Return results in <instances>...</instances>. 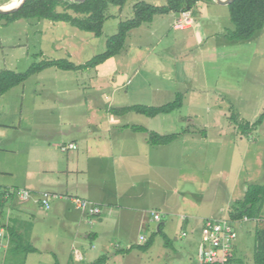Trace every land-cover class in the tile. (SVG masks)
I'll list each match as a JSON object with an SVG mask.
<instances>
[{
  "label": "rangeland",
  "instance_id": "rangeland-1",
  "mask_svg": "<svg viewBox=\"0 0 264 264\" xmlns=\"http://www.w3.org/2000/svg\"><path fill=\"white\" fill-rule=\"evenodd\" d=\"M137 1L168 4V0H127L121 8L111 5L100 36L63 21L21 18L6 23L1 19L0 70L23 72L48 59L86 63L105 51L119 22L132 17ZM12 3L0 0L3 6ZM183 13L192 20L190 30L174 29ZM233 28L227 4L198 0L190 10L157 14L151 22L131 29L119 54L94 68L70 71L48 67L23 81L25 100L21 102L19 96L5 100L6 105H17L16 111L23 105V114L22 125L0 128V170L5 171L0 177L1 191L11 184L25 185L24 179L17 182L7 172L14 171L16 161L21 178V168L29 169L26 139L33 135L54 137L56 129L67 121L78 124L77 138L94 136L96 142H90L94 153L102 146L98 143L103 140H97L101 135L112 145L126 140L124 149L138 152L127 155L130 164L135 162L130 168L121 166L124 157L118 154L109 156L107 171L98 161L85 165L87 170L78 180L88 191L73 190L72 194L92 200L100 184L119 188L111 194L105 189L104 196L112 203L100 205L99 216L87 215L62 199L71 205L70 215L77 218L69 224L54 210L57 199L50 209H43L32 195L17 203L25 209L19 212L21 225L15 224L17 234L10 241L6 225L2 227L9 224V208L0 207V227L5 232L0 237V264H54L56 260L58 264H84L101 256H105L102 264H198L202 220L227 217L247 186L264 185V121L245 134L237 126L253 123L264 111V27L249 40L228 41L225 34ZM125 73L129 81L121 85L124 78L119 81V76ZM178 93H182L181 106L154 117L105 111L134 104L160 106ZM16 115L20 118L18 112ZM4 116L6 122L15 116L10 105ZM130 125L160 134H183L167 144L154 145ZM54 142L61 144L62 150L69 147L63 139ZM18 149L19 153L14 151ZM113 149L117 151L118 146ZM152 212L159 213L160 221L153 219ZM82 217L83 221L77 222ZM159 223L163 234L157 233ZM263 225V210L256 219L235 225L237 237L230 264H253L254 230ZM90 232H96L97 237H84ZM151 235V246L139 248ZM140 236L145 240L140 241ZM31 247L36 251H30ZM75 251L81 255L79 259Z\"/></svg>",
  "mask_w": 264,
  "mask_h": 264
},
{
  "label": "trees",
  "instance_id": "trees-1",
  "mask_svg": "<svg viewBox=\"0 0 264 264\" xmlns=\"http://www.w3.org/2000/svg\"><path fill=\"white\" fill-rule=\"evenodd\" d=\"M126 1L127 0H83L81 2H74L70 0H26L16 11L8 14L0 13V20L5 19L6 23L21 18L47 19L54 22L63 21L81 30L92 32L96 36H100L104 22L108 18V7L113 5L121 8ZM197 1L198 0H168V4L162 6L149 4L144 1H137L132 6V17L119 22L117 33L107 40L104 52L95 55L86 63L79 65L68 62L65 59H48L31 64L23 72L0 70V94L22 83L30 75L38 73L48 67H57L62 70H84L89 67L94 68L110 57L119 54L123 49L127 34L131 29L138 28L143 23L151 22L153 16L157 14H166L170 11L181 12L190 10ZM227 5L229 8L230 20L234 24V28L227 31L225 34L228 41L249 40L255 32L264 27V0H233ZM181 104L182 93H178L174 100L160 106L134 104L107 107V112L118 116L128 112H135L147 117H154L158 114H165L178 109ZM232 118L235 120L234 115ZM263 121L264 111L251 124L237 123L238 130L245 134L247 131L256 129ZM128 127L145 133L147 135L145 137L146 141L154 145L167 144L183 134L182 131L181 133L160 134L148 130L141 125H130ZM3 204L4 202L0 203V207H3ZM262 210L264 211V185L251 184L246 187L244 197L234 204L232 210H230L228 214L232 219H242L246 216L248 219L252 220L256 219ZM5 228L7 229L10 241H12L17 234L16 230L7 226H5ZM162 230L163 224L159 223L157 226V233L163 234ZM153 237L154 235H151L144 244L139 245V248L142 250L148 249L152 244ZM254 240L253 264H264V225L255 228ZM17 246L22 247L19 244H17ZM30 251L34 252L36 248L31 247ZM232 259L233 258H231V261ZM104 261L105 256H101L84 264H102ZM54 264H58V260H56Z\"/></svg>",
  "mask_w": 264,
  "mask_h": 264
},
{
  "label": "crops",
  "instance_id": "crops-1",
  "mask_svg": "<svg viewBox=\"0 0 264 264\" xmlns=\"http://www.w3.org/2000/svg\"><path fill=\"white\" fill-rule=\"evenodd\" d=\"M174 29L177 28L174 27ZM182 30H190V27L189 29L183 28ZM122 78H124L123 79L124 81H122L121 85H125V83L129 81V76L127 73H125V75H123ZM12 96L14 97L19 96L21 102L25 100L26 94H25L24 82L21 87H14L8 90L7 92H5L4 94L0 95V128L5 127L7 125H12V124L15 125V123H19V125H22L21 123H22L23 105H20L18 111H16L17 105H12V103L8 105L5 104V100H11ZM9 105L11 106V114L15 116H13L11 122H6L7 121L5 119L6 117L5 116L3 117V115L6 114V112L8 111ZM36 105L37 104H35V106ZM38 106L39 105L36 106V109H38L37 108ZM105 111L107 112V108L105 109ZM17 112L20 118L17 117L16 115ZM2 119L5 120L2 121ZM61 125L62 126L56 129L57 134L54 137H50L47 135H43V136L33 135L29 139H26V145L24 146V150H26L29 153L28 163L30 170L28 168H25L24 164H22V167L24 168L21 169H23L24 172L21 178V171L20 173L16 171L19 163L16 161L13 165L14 171L7 172L10 175H13L17 182H21L23 181L22 179H24L25 185L23 187H20L17 184H11L9 189L25 188L30 190L32 195L36 197V203L38 204L37 202V199L39 197L38 193L43 190H48L51 192L66 194V195H77V194H72L73 190L74 192L76 191V193L79 190L82 192H87L88 187L86 188L85 186L81 187L83 186L80 184L82 181L78 179L80 178L79 175L83 173L85 170H87L86 168L89 166L88 163L93 164L96 161H98L100 162L101 167H103L107 171L109 169V163H108L109 156H115V154H118L119 156L122 155L124 157V161L121 163L122 167L126 168V164L127 166H129V168L135 165V162H132L131 164L129 163V161L127 160V155L129 154H132L131 156L137 155L138 151L133 150L132 152V151H128L127 149L125 150L124 144L126 143V140H121V144L119 145H112V142H110L107 136L101 135L99 136L100 138H97V140L98 139L103 140L102 143H98V144H102V146L100 145L99 147H97L98 151L97 153H94L92 148L93 145L90 144V142H96V140L92 138L94 136H85L82 138H77L79 136L77 134L78 132L76 131L78 126L77 123H74L72 121H67L66 125L64 123ZM146 128L150 130V128L148 127ZM60 139H63V141L66 142L67 146L73 144L75 148L68 147L66 151L62 150L61 148L63 146L59 143L54 142V141H60ZM105 139H108V141L104 143ZM144 140H145V136H144ZM12 141L17 142V138H13ZM19 142H21L20 138H19ZM114 146H118L117 151H114L113 149ZM14 151L19 153L20 149ZM93 158L95 159L92 161ZM25 170L27 171L26 174H25ZM3 172L5 171L0 170V177L2 176ZM9 189H4V190H9ZM105 189L110 191V194L113 193L114 191L117 192L116 190H119L118 187L117 189L116 187L115 189H110L109 187H105L104 184H100L97 187V196H94V198L90 201L97 204L99 207L100 205L102 206V205L111 204L112 203L111 200H109L107 197L104 196ZM4 190L1 191L0 189V203L4 202L3 205L4 206L7 205V207L9 208V214L7 215L9 224L8 225L4 224L2 227L6 225L7 227L15 229L16 225H21L22 218L20 220L19 212H21L25 208L23 207V205L17 206V203L20 202V200H18V197L16 195L11 196L7 199H3L1 195L3 194ZM57 200L58 201L54 202V206H55L54 210L58 215L61 216L62 220L68 222L69 224H72V222L76 221L77 218L74 219V217L70 215L68 210L69 206L71 205L62 199H57ZM100 211H101V207H100ZM100 214L101 212L95 216H99ZM181 218L183 219V216ZM83 219L84 218L82 217L79 219V221L77 220V222H81L83 221ZM89 235H92L94 238L97 237L96 232H90L88 234H85L84 237H88ZM33 237L36 239L37 235H34ZM73 253L74 251H72V254ZM75 254H77L76 258L79 259L81 255L77 253V251H75ZM69 256L73 258L71 255ZM72 261L74 260L72 259Z\"/></svg>",
  "mask_w": 264,
  "mask_h": 264
},
{
  "label": "built area",
  "instance_id": "built-area-1",
  "mask_svg": "<svg viewBox=\"0 0 264 264\" xmlns=\"http://www.w3.org/2000/svg\"><path fill=\"white\" fill-rule=\"evenodd\" d=\"M192 20L188 13H183L180 20L175 23V28H186L191 26ZM67 147V146H64ZM69 147L75 148L73 144ZM37 199L38 205L43 209H50L51 202L56 199L69 200L73 206L87 214V215H98L100 207L88 200L85 197L76 195H66L43 190L38 193ZM11 195H16L20 201H28L32 193L30 190L25 188H15L4 190L1 197L3 199L9 198ZM153 219L160 221L161 217L159 213L152 212ZM186 217L183 216V219ZM248 220L246 216L242 219H232L229 215L227 217H211L204 218L202 220V226L200 228V238L197 244L196 261L198 264H230L231 258H233L232 251L235 246V240L237 233L235 225L237 223ZM185 235V232L181 233ZM4 229L0 228V237H4ZM145 238L140 236V241H144Z\"/></svg>",
  "mask_w": 264,
  "mask_h": 264
},
{
  "label": "water",
  "instance_id": "water-1",
  "mask_svg": "<svg viewBox=\"0 0 264 264\" xmlns=\"http://www.w3.org/2000/svg\"><path fill=\"white\" fill-rule=\"evenodd\" d=\"M25 1L26 0H19L18 3L14 4V5H10V6L0 5V13L1 14L12 13V12L16 11ZM70 1L81 2L83 0H70ZM213 1H215L216 3H219V4H229L233 0H213ZM122 77H123V75L120 76L119 81L121 80Z\"/></svg>",
  "mask_w": 264,
  "mask_h": 264
},
{
  "label": "bare ground",
  "instance_id": "bare-ground-1",
  "mask_svg": "<svg viewBox=\"0 0 264 264\" xmlns=\"http://www.w3.org/2000/svg\"><path fill=\"white\" fill-rule=\"evenodd\" d=\"M15 1H16V0H11V3H12V2H15ZM17 3H18V2H17ZM11 5H14V3H12ZM9 6H10V5H9Z\"/></svg>",
  "mask_w": 264,
  "mask_h": 264
}]
</instances>
